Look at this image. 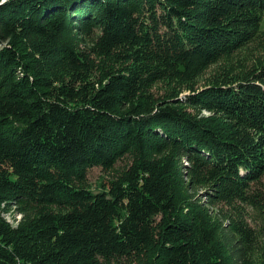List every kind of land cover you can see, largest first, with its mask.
I'll use <instances>...</instances> for the list:
<instances>
[{
	"label": "trees",
	"instance_id": "1",
	"mask_svg": "<svg viewBox=\"0 0 264 264\" xmlns=\"http://www.w3.org/2000/svg\"><path fill=\"white\" fill-rule=\"evenodd\" d=\"M263 20L0 0V264H264Z\"/></svg>",
	"mask_w": 264,
	"mask_h": 264
},
{
	"label": "rangeland",
	"instance_id": "2",
	"mask_svg": "<svg viewBox=\"0 0 264 264\" xmlns=\"http://www.w3.org/2000/svg\"><path fill=\"white\" fill-rule=\"evenodd\" d=\"M261 30H264V20L261 24ZM157 91L161 94L163 88L161 86H157L156 87ZM112 176L108 173H105L104 171H102L101 168H95L91 171V173L88 176L89 182L92 184V186L97 189V190H101V186L102 183L111 179ZM204 197L205 194L203 193ZM7 219L11 222H13V219L11 217H7Z\"/></svg>",
	"mask_w": 264,
	"mask_h": 264
}]
</instances>
